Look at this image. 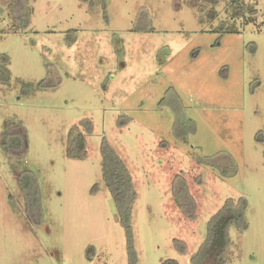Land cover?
I'll use <instances>...</instances> for the list:
<instances>
[{"label":"rangeland","instance_id":"obj_1","mask_svg":"<svg viewBox=\"0 0 264 264\" xmlns=\"http://www.w3.org/2000/svg\"><path fill=\"white\" fill-rule=\"evenodd\" d=\"M232 1L28 0L29 16L17 21L11 0H0L11 76L0 80V264H130L104 179V138L138 194L137 264H192L228 198H245L248 226L231 227L227 264H264V0H240L243 16ZM149 22L152 30L135 31ZM231 24L239 31H225ZM85 118L94 126L88 156L69 158V132ZM18 125L24 157L1 147L4 129ZM206 158L238 171L224 177ZM30 169L41 224L19 186ZM177 175L190 214L173 197Z\"/></svg>","mask_w":264,"mask_h":264},{"label":"trees","instance_id":"obj_2","mask_svg":"<svg viewBox=\"0 0 264 264\" xmlns=\"http://www.w3.org/2000/svg\"><path fill=\"white\" fill-rule=\"evenodd\" d=\"M212 5H216L218 0H205ZM236 8L234 10V16H243L245 13L244 6L240 0L232 1ZM10 8L15 14L14 18L17 21L26 20L30 14V6L28 0H11ZM19 5V7H18ZM24 7V8H23ZM213 8H210L211 15L213 16ZM214 17V16H213ZM29 23V22H28ZM27 23V25H28ZM150 24V22L148 23ZM152 24L148 26H137L135 31H150L152 30ZM227 32H238L234 24H231L227 29ZM9 57L6 55L0 56V80L4 83H8L11 79L10 71L8 68ZM49 66V65H48ZM50 70V68H49ZM48 79H45L39 83L42 87L49 86ZM40 87V86H39ZM14 129L12 126L4 129L1 134V147L8 153H13L18 157H24L27 152V136L24 128ZM21 129V130H20ZM94 130L93 123L90 119H83L80 124H77L71 132H69V140L66 146V155L69 158L84 159L88 156L87 133H92ZM101 154L103 157V170L105 182L112 194L114 202L116 204L117 213L120 218L121 224L125 227L127 233L128 242V255L130 264H137L138 255L134 244V230H133V206L137 199V191L133 180L132 173L129 170L124 159L113 148L107 138H104L101 145ZM200 159V158H199ZM204 163L211 165L216 171H220L224 177L234 175L238 171L236 163H232V172L227 174L225 172V165L204 159ZM19 186L27 201L26 212L28 215H33L32 206L37 209L38 216L37 221L41 224L43 221L42 203L40 188L36 173L30 169L25 170L20 174ZM25 176H27L25 178ZM173 197L180 208H183L186 213H189V208L193 209V197L189 192L187 179L182 175H177L173 187ZM247 208V201L245 198H241L238 203L233 198H228L223 207L215 213L208 222L207 236L204 244L199 250L192 256V264H227V248L230 243V229L232 226L238 227L239 230L247 228V221L245 211ZM190 211V213H191ZM189 213V214H190ZM175 241H179L176 239ZM163 264H180L176 259L165 260Z\"/></svg>","mask_w":264,"mask_h":264}]
</instances>
